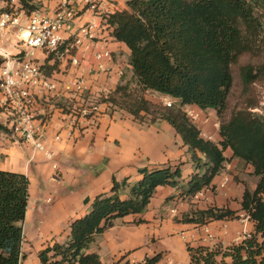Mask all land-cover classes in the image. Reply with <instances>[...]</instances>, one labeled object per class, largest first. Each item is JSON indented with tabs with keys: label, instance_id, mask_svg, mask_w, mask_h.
Segmentation results:
<instances>
[{
	"label": "trees",
	"instance_id": "16d2710c",
	"mask_svg": "<svg viewBox=\"0 0 264 264\" xmlns=\"http://www.w3.org/2000/svg\"><path fill=\"white\" fill-rule=\"evenodd\" d=\"M19 1L26 10L34 9L32 0ZM127 7L113 14L111 22L116 26V39L131 51L139 91L129 90L128 85L119 87L109 100L137 120L152 115L151 123L167 121L182 137L193 161L205 169L191 177L186 196L210 188L224 168L227 149L233 158L251 165L254 175L260 177L254 191L245 189L241 202V211L254 223L252 237L213 248L188 247L190 264H264V116L249 109L235 112L220 125V140L215 143L203 139L180 108L155 105L143 94L154 91L178 99L181 106L225 111L233 87L232 65L244 54L258 57L262 53L263 25L256 9L264 13V0H128ZM240 76L243 91L250 93L254 83L264 82V63L242 66ZM9 132L0 124V139ZM139 172L143 178L131 188L129 199L119 195L126 181L114 179L111 194L97 196L90 212L72 223L66 243H55L39 252L41 263L102 264L99 255L87 253L95 236L104 233L117 218L143 213L159 186L176 187L181 183L180 167ZM29 185L24 174L0 171V264H23L26 260L23 244ZM238 218L230 209L209 207L184 215L183 221L206 225ZM161 259L162 254H157L137 264H158Z\"/></svg>",
	"mask_w": 264,
	"mask_h": 264
},
{
	"label": "crops",
	"instance_id": "0c3cea01",
	"mask_svg": "<svg viewBox=\"0 0 264 264\" xmlns=\"http://www.w3.org/2000/svg\"><path fill=\"white\" fill-rule=\"evenodd\" d=\"M120 7L121 11L126 8L122 2ZM111 48L130 61L131 51L125 43L115 42ZM133 78V68H130L121 83L134 84ZM117 81L115 77V87H118ZM146 99L150 100L149 96ZM125 112L116 109L112 115L101 117L97 122L85 121L70 139L61 141H56L55 136L67 130L60 113L53 111L49 117H35L37 122L44 124L46 144L56 155L54 162L58 169H54L55 163L42 153L35 152L32 145L23 143L11 133L1 135L0 171L24 174L30 182L24 243L32 248L24 251L26 260L23 264H42L38 257L41 250L55 243H66L72 223L90 212L91 203L97 196L111 194L114 179L119 183L126 181L127 185L121 188L119 195L123 200L129 199L131 188L143 178L141 169L154 171L171 167L175 170L180 167L181 183L176 187L159 186L143 213L113 220L104 233L95 236L88 254L99 255L102 264H137L157 254H162L158 264H190L188 247L194 246L186 244L181 235L197 225L184 222L183 216L209 207L237 212L239 218L236 220L208 224L213 229L226 226V234L219 231L223 242L225 245L235 242L243 228L241 217L245 212L241 211V202L245 189L254 191L260 180L256 179L253 167L233 158L232 151L227 149L224 168L214 177L210 188L203 189V197L186 196V185L191 177L205 169L193 161L182 137L165 120L140 122ZM4 121L5 117L0 114V124ZM215 121H218L215 117H209L197 128L214 133ZM243 171L253 176L250 183L242 178ZM224 176L230 177V183L220 188ZM87 198L91 202L85 204ZM172 210L176 212L172 213ZM253 224L248 223L251 230Z\"/></svg>",
	"mask_w": 264,
	"mask_h": 264
},
{
	"label": "built area",
	"instance_id": "2783aa9c",
	"mask_svg": "<svg viewBox=\"0 0 264 264\" xmlns=\"http://www.w3.org/2000/svg\"><path fill=\"white\" fill-rule=\"evenodd\" d=\"M116 2L32 0L34 9L28 11L19 0H1L0 114L5 117L3 125L49 161L54 162L56 155L46 144L44 124L35 117H49L53 111L60 113L67 130L55 136L56 141H61L70 139L85 121L97 122L117 109L109 99L122 79L127 78L132 65L129 59L111 48L118 42L114 35L116 26L111 22L112 15L121 11ZM115 77L118 87L113 85ZM175 102L168 99L162 104L173 107ZM183 110L195 126L208 120L196 108L186 106ZM213 127L214 133L199 129L200 136L217 142L219 121H215ZM53 167L58 169L56 163ZM229 183L230 177L224 176L219 187L225 188ZM203 191L192 197L201 199ZM241 218L243 228L235 244L252 237L248 226L252 222L250 216L245 213ZM223 229L226 233L227 227ZM195 231L189 237L181 235L182 239L214 246L219 242L217 233L208 224Z\"/></svg>",
	"mask_w": 264,
	"mask_h": 264
},
{
	"label": "rangeland",
	"instance_id": "374dc122",
	"mask_svg": "<svg viewBox=\"0 0 264 264\" xmlns=\"http://www.w3.org/2000/svg\"><path fill=\"white\" fill-rule=\"evenodd\" d=\"M116 1H117L116 3H119V5H120V2H122V5L125 6L126 8H128L127 7V1L128 0H116ZM0 3H1V0H0ZM256 14L261 17L260 19H261V22H262V25H263V33H262V36H261V39H262L261 41H262V44H263V46H262L263 47L262 53L258 57L252 56L251 54H244V55H242L240 57L239 61L236 64L232 65L233 87H232V89L230 91V94L228 96L226 110L225 111H222L220 113H218L214 109H208L206 111H200L196 107L191 106L193 108H196L198 111H200L201 112V115L203 117H207L208 120H209V117H215L219 121V124L220 125L222 124V122H226L235 112H237L239 110L249 109L251 112H253V113L257 114V115L264 116V82L254 83L253 86L251 87L250 93H245L243 91V85H242V80H241V76H240V68L242 66H244L246 64L259 65V64L264 63V13H263V11L260 8H257L256 9ZM118 42H120V41H118ZM130 64H131V62H130ZM133 80H134V84H132V83H130V84H128V83L124 84V83H122L119 87H123V86H127L128 85L129 88H130L129 90L134 91L136 93V92L139 91V86L137 85V82L135 81L134 78H133ZM119 87H118V89H119ZM147 92H144L143 93L144 96H145V98H146V96H149V99H150L149 101H151L155 105H162V106H164L162 103L165 100L171 99V100H176V102L174 103L173 106H177V108H180L181 111H183V112H184L183 108H185L186 106H190V105L181 106L179 104L180 102H179L178 99H174V98H171L169 96L162 95L160 93H158V94H160L161 96H153L152 93L154 91L153 92L152 91H147ZM155 93H157V92H155ZM253 102H255L257 104L255 106H253V107H250L249 104L250 103H253ZM116 108L117 109H121L117 105H116ZM125 113H128V112L126 111ZM142 115H145V114L142 113ZM145 118L143 119V121H141V120H138V121L151 123L149 121V119L152 118V115L148 116L147 119H145ZM135 120H137V119H135ZM214 131H216V130L214 129ZM219 131H220V129H219ZM219 131H217L218 132L217 142H219V140H220V138H219ZM217 142H215V143H217ZM243 170H244V168H243ZM241 173H243L242 178H245L248 183H250L253 180V178H251L253 176H250V174H247L244 171L241 172ZM250 179H252V180H250ZM256 179H260V177L257 176ZM252 183H255V181H253ZM197 226L201 227L203 225H197ZM197 226L193 227L189 231V233L186 234V236L189 237V236H191V234L193 232H196L195 229L199 228ZM220 230H222L223 234H226L227 233V232L224 233V229L222 227L219 228V229H213V231L215 233H217V240L225 241V240H223L221 238V235L222 234H219V231ZM220 242L217 241L215 245H218ZM186 244L191 245V246L193 245L194 247H197V246L215 247L213 244H204V245H202L198 241H192L191 242L190 240H188V242H186ZM28 245L29 244H27V242L24 243V245H23L24 251H27L29 249L30 246H28ZM30 248H32V247H30ZM121 260H123V259H121ZM115 264H119V262L118 263H115Z\"/></svg>",
	"mask_w": 264,
	"mask_h": 264
}]
</instances>
